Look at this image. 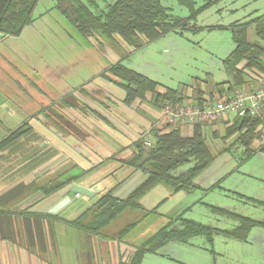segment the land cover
Returning <instances> with one entry per match:
<instances>
[{"label": "crops", "instance_id": "crops-1", "mask_svg": "<svg viewBox=\"0 0 264 264\" xmlns=\"http://www.w3.org/2000/svg\"><path fill=\"white\" fill-rule=\"evenodd\" d=\"M208 1L213 3L198 15L197 20L213 7H216L215 12L233 19L213 25H200L196 20L200 27L231 29L264 14L263 7L257 6L251 7L243 18H234L241 9H247L258 0H207L204 4ZM112 2L76 0L66 2L64 9L73 13L78 4H83L99 15ZM59 4L60 0H38L33 10V21L19 35L0 38V264H128L140 245L123 237L145 221L149 214L154 213V219L158 218L163 224L151 237L162 228H179L185 219L195 220L183 216L198 204L215 212L211 207L221 206L212 200H204L211 194L218 192L223 196L221 194L225 192H240L241 187L249 188L247 185L254 178L264 181L263 176L253 174L256 170H241L253 160L264 163V151L257 149L251 158L242 159L241 164L227 151L231 149L235 136L223 139L237 117L226 115L205 122V132L214 149L221 150L227 146L228 149L195 178V188L173 190L165 184H157L141 197L143 209H127L119 216L140 212L138 224L123 234L121 231L137 220L127 223L115 235L108 231L114 221L99 235L70 224L69 221L82 214L107 191L112 190L114 197L123 199L142 184L148 173L129 164L138 151L137 141L144 135L153 138L150 134L154 131L166 132L177 126L165 123L163 104L154 101L152 92L127 101V92L119 83L120 79L109 69L122 62L155 80L158 83L156 91L163 93L168 88H175L163 82L160 65L153 69L156 67L151 66V61L146 58L137 63L136 54L162 40L166 41L161 43L159 53L170 56L172 60L177 59L176 55L185 48L180 46L184 37L179 32H171L139 49H134L117 34H85ZM251 29L252 26L249 27V39H254L250 36ZM175 33L180 39L170 37ZM185 39L188 44L192 42ZM232 39L234 46L219 45L208 52V60L220 62L224 68V59L236 46L233 32ZM210 76L207 71V80L196 78L177 90L183 96L191 97L199 81L205 91H211L213 83L218 82ZM230 77L228 74V79ZM247 80L243 90L262 87L264 72L248 71ZM205 96L207 98L208 94ZM178 125L182 135H193L194 124ZM254 144L259 146L260 141L256 140ZM238 151L242 157V150ZM189 166H181L175 173L181 174ZM67 178L71 179L67 184L51 189ZM75 184L96 186V194L77 195L71 190ZM196 193L197 199L191 200V195ZM240 196L248 201H264V196L259 199L251 194ZM66 197L70 201L58 212H52L53 207ZM237 222L230 229L212 226L217 229L214 235L234 238L237 248L254 246L258 253L252 259L264 261V227H253L246 240L225 234L224 231L237 228L240 224ZM149 225L152 227L151 223ZM213 239L208 240L213 243ZM173 242L181 241H170L157 252L146 253L141 264H146L150 255H162V249Z\"/></svg>", "mask_w": 264, "mask_h": 264}, {"label": "trees", "instance_id": "trees-1", "mask_svg": "<svg viewBox=\"0 0 264 264\" xmlns=\"http://www.w3.org/2000/svg\"><path fill=\"white\" fill-rule=\"evenodd\" d=\"M38 0H0V31L4 36L19 35L23 29L33 21V10ZM76 0H60L59 7L85 34L98 32L104 35H120L134 49L157 41L171 32L182 33L185 30L199 31L202 29H221L223 26L200 27L197 23L198 15L213 1L197 6L194 0H179L190 9L187 17H178L170 13L161 0H113L108 9L95 15L83 4H78L75 12H67L65 3ZM252 26L254 39H249V27ZM236 43L234 50L224 59V68L231 76L230 79L213 83L210 91H205L199 81L194 87V94L186 97L177 89L168 88L165 92L156 91L158 83L150 77L139 73L122 62L114 64L109 70L120 79L119 83L127 92V101L141 97L150 91L153 99L164 106L167 102L177 104L192 103L203 105L206 101H214L234 95L247 85L248 71L260 70L264 72V14L246 22L244 25L231 27ZM244 62L243 65H240ZM208 94L206 98L205 94ZM237 120L228 127L223 141L231 135L235 139L231 147L242 150V159L246 160L258 150L264 151V110L259 117L251 115L236 116ZM173 126L169 131H154L153 144L146 146L144 139L137 141L138 151L129 161L135 169L148 173L147 179L136 187L126 198L120 199L112 195V190L102 194L98 200L87 208L70 224L91 234H102L103 229L118 218L125 210L143 209L140 199L149 190L159 183L171 187L173 190L195 188V178L206 169L228 146L221 150L214 149L205 132V122L194 123L192 136H184L180 125ZM259 140L260 145L255 146ZM184 165L189 168L181 173L175 171ZM67 178L57 182L52 190L67 184ZM252 202L264 206V201ZM215 212L225 214L237 221L239 226L225 234L246 240L250 230L256 226L264 227V220H258L231 212L221 207H211ZM156 208L153 209L155 211ZM138 220L127 225L121 234L131 230L138 224ZM217 229L195 220L185 219L179 228H162L151 236L132 255L128 264H141L144 255L148 252H157L170 241L186 242L193 236L205 235L210 241Z\"/></svg>", "mask_w": 264, "mask_h": 264}, {"label": "rangeland", "instance_id": "rangeland-1", "mask_svg": "<svg viewBox=\"0 0 264 264\" xmlns=\"http://www.w3.org/2000/svg\"><path fill=\"white\" fill-rule=\"evenodd\" d=\"M194 1L197 5H202L207 0ZM162 2L169 8L170 13L174 16L187 17L190 14V9L181 4L179 0H162ZM257 6H262V12H264V0H258L252 3L247 9H241L234 18H243L247 15L251 7ZM215 10L216 7H213L211 10L201 15L197 23L200 25H213L217 23H227L229 20L233 19H229L230 17L226 16L224 13L219 14L215 12ZM181 34L184 38L180 41L182 42L180 46L185 49L181 50L179 55H176V61L172 60L171 57L166 54L160 55L159 50L162 49L161 43L163 44L166 41L162 40L159 44L157 42L147 50H143L139 52V54H136V62L138 63L146 58V60L151 61V66L156 67L153 69H158L159 64L160 71H162L164 75L162 79L163 82L175 89H180L182 86H185V84L192 83L196 78L207 80V71H209L211 74L210 78L214 81L220 82L224 79H228V74L220 62L216 63L208 60V52L223 44L234 46L231 29L185 30L179 35ZM175 35L176 33L172 34L170 37L180 39V36ZM250 36L252 38L255 37L253 29L250 30ZM185 38H189L192 42L188 44L189 42ZM227 151L233 155L237 163H242L241 160L243 156H240L241 153H239L236 147H231V149ZM237 153H239V155ZM263 167V162H255V160H253L246 163L241 170L243 172L256 170V173L253 174L258 177L263 176L264 178ZM250 182L251 183L247 185L249 188L245 189V187H241L240 192H222L223 194L221 195L223 196H220L218 192H216L217 194H211L210 197L204 198V200L208 202L212 200L214 204L240 215L264 220V207L240 196L241 194H251L252 197L254 196L258 199L264 196V181H259L254 178ZM247 189L249 190L247 191ZM197 195L198 193L191 195V200H196ZM214 196H216V199H213ZM139 214H137V212H131L117 218L110 225L108 231L115 235L118 233L119 229L127 223L137 220ZM183 217H190L221 229H230L238 224L234 219L212 212L210 208L200 204L196 205L191 212ZM154 218H156L154 213L149 214L145 221L137 225L129 234L123 237V239L135 245H141L163 225L158 221V218L157 220ZM152 220H154V222H152ZM149 223L152 224V227L150 225L148 227ZM117 237L118 236L115 238ZM235 243L237 242H235L234 238H228L223 234L214 235L213 243L209 242L205 235L194 236L188 239L187 242H173L164 247L162 249V255L157 254L148 256L146 264H256L255 262H264L262 260H253V255L258 253V250L254 246H245L242 247V249L237 248ZM241 246L244 245L242 244ZM246 251L249 252L247 253Z\"/></svg>", "mask_w": 264, "mask_h": 264}, {"label": "built area", "instance_id": "built-area-1", "mask_svg": "<svg viewBox=\"0 0 264 264\" xmlns=\"http://www.w3.org/2000/svg\"><path fill=\"white\" fill-rule=\"evenodd\" d=\"M4 33L0 31V38ZM264 110V86L254 90L237 91L234 95L206 101L202 106L192 103L177 104L167 102L163 106V120L168 124L211 122L226 115L253 117L261 116ZM144 144H153L149 135H144ZM79 195V194H77Z\"/></svg>", "mask_w": 264, "mask_h": 264}, {"label": "water", "instance_id": "water-1", "mask_svg": "<svg viewBox=\"0 0 264 264\" xmlns=\"http://www.w3.org/2000/svg\"><path fill=\"white\" fill-rule=\"evenodd\" d=\"M73 192L79 195H86V196H94L96 194L97 187H86L83 185L75 184L71 188ZM70 201L69 197L64 198L62 201L57 203L53 209L52 212H58L62 207H64L68 202Z\"/></svg>", "mask_w": 264, "mask_h": 264}]
</instances>
